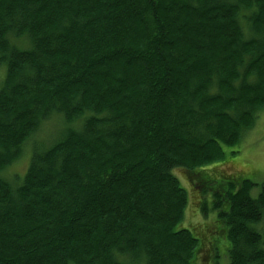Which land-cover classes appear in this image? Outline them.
<instances>
[{
  "label": "trees",
  "instance_id": "obj_1",
  "mask_svg": "<svg viewBox=\"0 0 264 264\" xmlns=\"http://www.w3.org/2000/svg\"><path fill=\"white\" fill-rule=\"evenodd\" d=\"M0 67V264H264V183L216 171L264 110V0H0Z\"/></svg>",
  "mask_w": 264,
  "mask_h": 264
},
{
  "label": "rangeland",
  "instance_id": "obj_2",
  "mask_svg": "<svg viewBox=\"0 0 264 264\" xmlns=\"http://www.w3.org/2000/svg\"><path fill=\"white\" fill-rule=\"evenodd\" d=\"M3 77L4 68L0 67V82L2 81ZM57 120L58 119H55L47 125V136L55 134L57 128L56 123L54 122H56ZM42 134L43 132L41 133V135ZM238 149L239 153L235 154L231 159H229L230 161L228 165L219 166L216 169L217 173H226L227 175L235 178H238V175H241L243 178H252L253 181L257 184L264 183V110L258 114L253 130L245 135L242 140V144L239 145ZM30 153V145H28L25 148L24 154L22 155L20 160L10 167L9 173L11 175L23 174L26 172L30 160ZM176 173L177 176H179L183 180V183L190 190V193L193 197L187 213V224L197 228H203L205 221H207L209 218L203 220L201 217L202 215L199 214L201 197L196 196L195 192L192 191L183 171L179 170ZM209 217L212 219L211 222L213 223L214 218L211 217V215H209ZM213 224H211V226ZM221 243L224 242L221 241ZM210 247V244L206 242L205 249L207 251H211ZM223 255L224 257H227L226 252L225 254H222V256ZM218 263H220L219 260Z\"/></svg>",
  "mask_w": 264,
  "mask_h": 264
}]
</instances>
